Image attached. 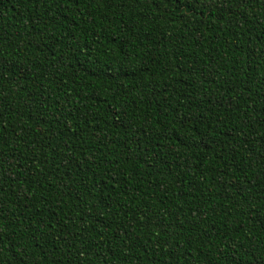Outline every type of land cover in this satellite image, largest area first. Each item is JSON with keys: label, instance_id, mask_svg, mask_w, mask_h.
Instances as JSON below:
<instances>
[{"label": "trees", "instance_id": "trees-1", "mask_svg": "<svg viewBox=\"0 0 264 264\" xmlns=\"http://www.w3.org/2000/svg\"><path fill=\"white\" fill-rule=\"evenodd\" d=\"M0 264H264V0H0Z\"/></svg>", "mask_w": 264, "mask_h": 264}]
</instances>
